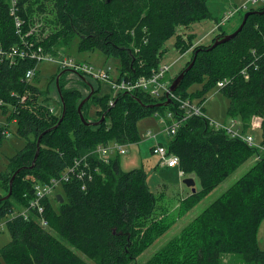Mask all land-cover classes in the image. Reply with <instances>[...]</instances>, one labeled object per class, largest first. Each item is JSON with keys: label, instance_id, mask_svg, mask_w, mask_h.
<instances>
[{"label": "trees", "instance_id": "obj_1", "mask_svg": "<svg viewBox=\"0 0 264 264\" xmlns=\"http://www.w3.org/2000/svg\"><path fill=\"white\" fill-rule=\"evenodd\" d=\"M44 1L15 0L12 5V0H0V46L4 50L20 44L23 37L49 52L59 39L64 37V43H68L77 37L78 50L97 49L107 58L114 57L120 75L126 78L150 74L159 65L165 44L177 27H188L210 16L208 0H47L54 11V29L40 40L22 35L33 23L36 9L45 8ZM35 2L39 3L36 7ZM257 10H264V5ZM241 19L242 16L239 23ZM223 34L221 30L214 39ZM190 38L183 39L178 34L175 41L181 53L191 49L188 63L197 53L174 93L203 100L205 91L227 77L228 82L219 89L228 99L226 115L238 112L259 117L260 143L264 145V12L249 15L234 38L212 47L193 46ZM36 65L28 55L14 61L0 59V110L10 113L17 134L25 139L23 148L8 158L6 171L0 173V186L8 191L12 173L21 167L13 179L11 195L0 201V218L6 219L10 233V240L0 249V257L6 264H88L73 247L97 264H129L173 222L167 219L144 222L155 207L154 194L147 185L148 171L141 167L123 171L119 155L107 163L90 156L89 162L97 163L101 174L88 181L85 189L80 188L79 181L69 180L60 186L62 202H44L48 227L67 243L47 228H41L33 215L25 219L19 214L32 197L31 182L24 177L30 174L40 182L48 181L75 157L99 143L137 142L136 120L151 113H164L163 107L175 111L176 102L149 107L148 104L164 98H150L139 91L100 95L101 83H97L81 107L85 121L89 122L86 124L77 112L78 103L85 97L79 90L65 88L59 77L56 114L50 108L52 100L47 92L40 90L34 81L24 79L25 72ZM244 67L247 77L241 72ZM36 74L37 70L34 79ZM197 82L202 83L200 89L186 92L187 85ZM80 84L88 94L87 83ZM60 98L65 113L53 128L62 112ZM91 104L96 106L94 113L89 112ZM95 121L98 123H91ZM39 135L38 155L29 168ZM167 146L178 156L179 169L186 175L194 173L200 184L198 190L180 201L181 214L183 208L191 209L257 152L243 141L215 131L201 117L184 121ZM263 216L264 153L142 264H221L227 254H234L245 263L264 264V248L258 246L256 237Z\"/></svg>", "mask_w": 264, "mask_h": 264}, {"label": "rangeland", "instance_id": "obj_2", "mask_svg": "<svg viewBox=\"0 0 264 264\" xmlns=\"http://www.w3.org/2000/svg\"><path fill=\"white\" fill-rule=\"evenodd\" d=\"M244 0H208L207 6L210 16L205 18H200L192 22L188 27L179 26L176 28L175 34L167 40L165 44V51L159 59V65L170 64L172 67L169 71V76L172 79L180 73L190 60V55L188 53L180 56L181 52L175 45L177 40V35H181V38L188 39L191 36L190 41L192 43H198L200 46H207L212 44V41L216 35L220 33V29L216 28V21L221 18L226 12L232 9L234 6H241ZM39 5L35 2L34 7ZM264 5V4H263ZM261 5H249L242 8L241 12L236 14L234 17L229 19V23L222 24L221 30L226 33H231L236 29L240 17L244 12L250 8L257 10ZM44 9L40 10L38 7L32 15L31 23L25 32H22L24 36H33L40 40L44 38L51 29H54V11L50 2L44 1ZM68 43H64V37L59 39L57 44L54 45L47 55H52L55 57L66 55L72 58L74 61L78 62H88L92 66L100 67L111 65L115 71L119 63L113 58H107L99 50L93 51H80L77 48L78 38L74 37L70 39ZM37 74L35 79L33 78L34 84L42 91H46L51 102V110L55 111L56 114L59 112V98L55 85V77L58 71L61 69L52 60H41L36 66ZM65 88H75L79 90L82 96H86L87 89L81 86V81L77 78V74L65 70L60 76ZM87 81L95 88L97 82L87 79ZM202 83L197 82L186 86V92L191 93L196 89L201 88ZM114 93L105 84H101L99 91L100 95ZM203 110L206 115L214 120L223 121L227 119V106L228 99L221 93L219 88L212 87L205 91L204 95ZM194 99H197L196 97ZM96 106L91 104L89 107V112L94 113ZM162 112L167 113L169 109L163 107ZM235 112L234 115H237ZM238 121H243L248 125L250 131L254 135L255 142H260V127H259V117L245 116L243 113H238ZM10 118V113H2L0 110V131L7 126V136H3L0 139V173L5 172L8 166V158L13 156L15 153L19 152L24 145L25 139L20 137L16 132V123ZM164 124L160 122L158 117L154 114H148L141 118H138L135 122L137 129V134L139 139L137 142L129 143L126 146V152L119 155V165L123 171H128L132 168H143L144 170L150 172L147 177V185L149 189L153 192L155 197V207L151 215V219L144 220L146 224L150 221H160L162 219H167L168 221H173L170 227L162 234L160 237L154 240V242L144 249L135 261L129 264H142L149 256H151L157 249L161 248L162 245L169 240L171 237L177 235L182 227L191 221L201 210L205 208L215 197H217L222 191L233 184L237 178L243 175L251 165L256 161L257 155H262L264 151H258L250 156L243 164H241L237 169L228 174V176L223 179V181L212 189L208 194L202 197L194 206L188 211L182 209L183 214L180 213V201L189 193H191V188L185 186L182 183V177L178 176V170L176 167H166L157 166L158 156L151 151V147L159 142L161 144H166L167 135L163 131ZM235 129H240V123L234 126ZM148 130L152 134H156V137H147ZM136 141V140H135ZM34 176L26 175L24 180L29 182ZM200 184L197 179H195V190H198ZM7 189L0 186V196L7 194ZM54 192H61V188H57ZM181 214V215H180ZM6 219L0 218V249L10 240V233L8 227L6 226ZM59 239L67 243L64 239L59 237L55 230L51 227L47 228ZM257 244L260 248H264V216L260 219L257 230H256ZM78 255L84 258L88 264H97L95 260L85 257L81 252L71 247ZM0 264H6L0 257ZM221 264H249L242 262L238 256L234 254L224 255ZM252 264V263H251Z\"/></svg>", "mask_w": 264, "mask_h": 264}, {"label": "built area", "instance_id": "obj_3", "mask_svg": "<svg viewBox=\"0 0 264 264\" xmlns=\"http://www.w3.org/2000/svg\"><path fill=\"white\" fill-rule=\"evenodd\" d=\"M14 3L15 0H12V5ZM263 4L264 0H244L241 6H234L223 16H221V18L216 21L215 27L221 30L222 24H226L230 18L241 12L242 8H245L249 5ZM15 22L17 26L20 25V21L17 18L15 19ZM197 44L198 43H194L193 46ZM190 50L191 49L181 53L180 56L190 52ZM252 50L255 52L254 48ZM134 51L136 52V49H134ZM27 55L28 57L34 59L37 64L41 60H52L61 69L76 73L77 78L80 81L87 82V79H90L91 81L105 84L110 90H112L114 93L113 96L120 91L127 93L139 91L150 98L158 99L163 97L165 100L166 95H168L172 100L171 104H173L174 101L176 102L175 111L169 110L167 113H154L160 122L164 124L162 127L163 131L168 137L167 141L175 135L176 131L184 121L191 117H201L204 118L208 122V125L215 131H222L230 138H237L246 143L248 146L256 148L257 151L258 149L259 151H264V145H262L260 142H255L254 135L250 131L248 125L243 121L239 122L237 116H228L227 119L223 121L211 119L203 110V104L205 102L204 98L203 100H200L199 98L194 99L189 97H181L174 92H170L169 87L172 82V77L169 76V71L173 65L172 63L175 61L170 64L158 65L156 68H153L148 75H139L135 78H126L120 75L117 67L115 71L111 65L95 67L88 62L74 61L72 58L66 55L58 57L47 55L41 46H34L32 42L26 40L23 37H21L20 44L12 45L7 50H4L0 46V59L14 61ZM139 65L141 66L140 62ZM36 66L28 69L25 72L24 79L26 81H32L36 72ZM241 72L243 76L247 77L248 72L246 67H244ZM227 82L228 78L225 77L219 79L215 86L220 89L225 86ZM109 104H113L112 99L109 100ZM238 123H240V129H235L234 126ZM7 131L8 129L5 126L1 130V135L7 136ZM147 137L155 138L156 134H152L148 130ZM167 141L166 144L156 142L151 147V151L159 158L158 166L176 167L178 170V176L182 177L186 174L181 169H179L178 156L168 149ZM128 144L129 143H121L115 140H110L106 143H99L91 151H88L80 157H75L68 167L62 170L57 176L51 177L48 181L40 182L37 179L32 178L30 180L32 187V197L30 198L28 205L23 208L19 214L25 219H28L31 215H33L41 228H48V223L44 216V202L47 200L51 202L56 200L58 202L56 199V194L59 192L54 191L57 188H60L63 183L72 179L79 181L80 188L85 189L88 181L92 180L95 175L101 174L99 165L97 163L91 164V162H89L91 159L90 156L107 163L111 157L125 153L126 146ZM258 157H260V155H257V158Z\"/></svg>", "mask_w": 264, "mask_h": 264}, {"label": "water", "instance_id": "obj_4", "mask_svg": "<svg viewBox=\"0 0 264 264\" xmlns=\"http://www.w3.org/2000/svg\"><path fill=\"white\" fill-rule=\"evenodd\" d=\"M263 12H264V10H254V9L247 10L246 12L243 13L242 19H241L239 25L236 27V29H234L231 33H226V34H223L221 36L216 37L213 40V42H212V44H211L210 47L216 45L217 43L226 42V41H229L230 39L234 38L236 36V34L242 29V27L245 24V22H246V20H247V18H248L249 15H252V14H261ZM196 53H197V51L194 52V55H193L191 61L188 63V65L180 73H178L172 79V82H171L170 87H169L170 92L173 93L178 88V86L180 85V83H181V81H182V79L184 77L185 72H187L192 67V65L194 63V60H195ZM63 72H65V70L59 71L58 74L55 77V85H56V89H57V93L58 94L60 93V87H59L58 81H59L60 75L63 74ZM86 83L89 86V93L85 97H83L81 99V101L78 103V105H77V112L79 114V117H80L81 121L83 123H86V124L88 123L89 124V122L85 121V119H84V117H83V115L81 113V107H82L83 103L91 96V94L93 93L94 89H93V86L88 81ZM60 100H61V103H62V112H61L60 118L58 119L57 123L53 126V128L56 127L60 123V121L63 118L64 113H65V105H64V103L62 101V98H60ZM137 100H139V99L137 98ZM171 103H172L171 98L168 95H166V99L164 101L156 102V103H153V104H148L147 106H149V107H160V106H168ZM102 118L103 117H101L100 120H102ZM91 123L92 124H97L98 122L95 121V122H91ZM48 130L49 129H47V131ZM40 139H41V135H39L38 138H37V140H36V152H35V155L33 157L32 163H31V165H30L29 168H32L33 167L34 161H35V159H36V157L38 155V151H39V147H40ZM158 163H159V161H158ZM158 163L156 164L155 168H157ZM20 170H21V167L20 168H17L12 173V175H11L9 181H8V192H7L6 195L0 197V201L1 200H4V199H7L11 195L13 179H14V177L16 176V174ZM194 177H195L194 173H190L186 177L182 178V183L185 186L191 188V192H194L195 191V188H194L195 179H194ZM56 199L58 200V202H62L63 201V198H62V196H61L60 193H57L56 194Z\"/></svg>", "mask_w": 264, "mask_h": 264}, {"label": "crops", "instance_id": "obj_5", "mask_svg": "<svg viewBox=\"0 0 264 264\" xmlns=\"http://www.w3.org/2000/svg\"><path fill=\"white\" fill-rule=\"evenodd\" d=\"M227 23H229V21H227L226 24H227ZM226 24H225V25H226ZM221 28H222V27H221ZM220 31H221V30H220ZM194 179H196V177H194Z\"/></svg>", "mask_w": 264, "mask_h": 264}, {"label": "bare ground", "instance_id": "obj_6", "mask_svg": "<svg viewBox=\"0 0 264 264\" xmlns=\"http://www.w3.org/2000/svg\"><path fill=\"white\" fill-rule=\"evenodd\" d=\"M179 161V160H178Z\"/></svg>", "mask_w": 264, "mask_h": 264}]
</instances>
